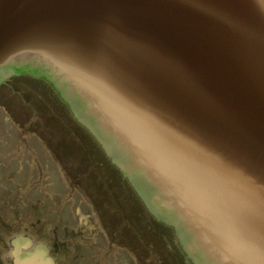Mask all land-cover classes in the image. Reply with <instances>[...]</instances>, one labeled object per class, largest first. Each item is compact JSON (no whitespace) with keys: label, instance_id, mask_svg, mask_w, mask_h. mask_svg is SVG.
Wrapping results in <instances>:
<instances>
[{"label":"water","instance_id":"1","mask_svg":"<svg viewBox=\"0 0 264 264\" xmlns=\"http://www.w3.org/2000/svg\"><path fill=\"white\" fill-rule=\"evenodd\" d=\"M7 80L70 115L59 93L172 264L155 230L193 264H264V0H0Z\"/></svg>","mask_w":264,"mask_h":264},{"label":"rangeland","instance_id":"2","mask_svg":"<svg viewBox=\"0 0 264 264\" xmlns=\"http://www.w3.org/2000/svg\"><path fill=\"white\" fill-rule=\"evenodd\" d=\"M13 193L24 207L21 222L45 228L46 239L66 241L74 264H106L102 255L110 242L120 254L108 257L109 264H172L129 221L76 121L25 81L7 80L0 87V194L10 201ZM4 209L2 217L10 221L14 215ZM43 214L52 219L43 221ZM89 216L99 227L94 234Z\"/></svg>","mask_w":264,"mask_h":264},{"label":"flooded vegetation","instance_id":"3","mask_svg":"<svg viewBox=\"0 0 264 264\" xmlns=\"http://www.w3.org/2000/svg\"><path fill=\"white\" fill-rule=\"evenodd\" d=\"M16 77V76H15ZM28 189L27 192L32 191L34 186ZM26 188H29L26 187ZM21 189V188H20ZM18 194L23 195L25 190H20ZM26 192V193H27ZM25 193V194H26ZM3 197L0 194V264H74L69 258L71 253L67 250L66 241H58L57 238L54 239H46L44 234H46L47 230L44 228L43 230H39L38 228L33 227L31 224L22 223L20 211L24 210V207H20L19 199L14 200V193L10 196V201L7 198ZM23 206V205H21ZM27 206V205H24ZM33 207V206H31ZM4 208H9V210L13 213L14 216L9 217L11 220H4L2 217ZM97 213H100L97 211ZM46 219L45 217H48ZM51 214L44 215L43 221L49 222L52 219ZM91 225L89 228L94 234L95 231L99 229V227L93 223L92 217L89 216ZM88 221V220H87ZM33 223V222H32ZM87 225V226H86ZM84 225L85 229L88 228V224ZM166 226V225H165ZM45 227V226H44ZM56 229V228H55ZM52 235H54L53 231L48 230ZM59 231V230H57ZM159 235L169 236L173 234V230H155ZM98 233V232H97ZM79 234H75L73 239L76 242ZM176 235V232H175ZM77 237V238H76ZM177 237V236H176ZM166 240L168 238L164 237ZM98 239V234L94 239V242ZM110 245L105 253L102 255L103 257L107 256L105 259L106 264H109L108 257H115L120 254V248L116 247V245L112 242L108 243ZM171 248H174V242L171 241ZM177 248L182 249L179 240L177 238ZM175 248V249H177ZM180 250V253H182ZM119 251V252H116ZM172 253L176 256V261L179 264L178 254L174 249H172ZM82 254V252H80ZM125 254L129 253V250L124 251ZM80 254V255H81ZM186 254V253H185ZM83 255V254H82ZM187 256V254H186ZM155 258V256H154ZM189 262L193 264L190 258L187 256ZM156 259L159 261V257L156 256ZM182 262V261H181ZM101 263V262H99ZM183 263V262H182Z\"/></svg>","mask_w":264,"mask_h":264},{"label":"trees","instance_id":"4","mask_svg":"<svg viewBox=\"0 0 264 264\" xmlns=\"http://www.w3.org/2000/svg\"><path fill=\"white\" fill-rule=\"evenodd\" d=\"M28 78H30L31 79V77H28ZM32 79H34V78H32ZM43 82H45V80H42ZM45 83H47V82H45ZM49 85H50V87L54 90V92H55V89H54V87L49 83ZM55 93H57L58 94V96H59V100H60V102L61 103H63L66 107H67V109H68V111H69V113H70V115L72 116V119L73 120H75L86 132H87V134H89V136L96 142V144L100 147V149L103 151V149H102V147L100 146V144L96 141V139L93 137V135L86 129V128H84L78 121H77V119L74 117V115H73V113H72V111L70 110V108H69V106H68V104H66L63 100H62V98L60 97V95H59V93L56 91ZM104 152V151H103ZM116 170H118V171H120L117 167H115V166H113ZM121 172V171H120ZM130 184V183H129ZM131 185V184H130ZM135 195H137V194H135ZM138 196V195H137ZM142 201V200H141ZM142 203H143V201H142ZM144 204V203H143ZM146 210H147V212H149L148 211V209L146 208ZM150 213V212H149ZM150 216H152L151 214H149ZM153 217V216H152ZM156 221V220H155ZM158 224L159 225H164L165 226V224H161V223H159L158 222ZM172 228V227H171ZM172 230H173V238H175V239H177V237H176V235H175V230H174V228H172ZM180 250H181V248H180ZM181 252H182V254L183 255H185L186 256V254L181 250ZM187 257V256H186ZM189 261V260H188ZM190 264H192L191 262H190Z\"/></svg>","mask_w":264,"mask_h":264}]
</instances>
